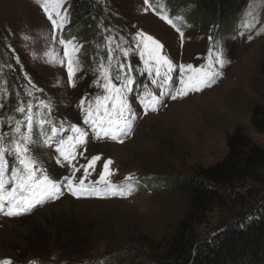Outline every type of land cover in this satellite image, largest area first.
I'll list each match as a JSON object with an SVG mask.
<instances>
[{
	"label": "rangeland",
	"instance_id": "1",
	"mask_svg": "<svg viewBox=\"0 0 264 264\" xmlns=\"http://www.w3.org/2000/svg\"><path fill=\"white\" fill-rule=\"evenodd\" d=\"M69 2L64 0L60 5L57 0H0V27L4 34V44L0 46V78L4 74L14 75L15 83L12 99L5 91L4 81L0 80V132H9L10 125L23 121L25 115L31 114L34 120L41 111L47 115V110L39 107L41 101L51 103V119L55 124L63 122L68 127L70 122L79 121L81 127L90 131L83 124L79 102L86 98L87 103L96 95H103V89L94 83L98 76L94 70L100 62L107 63L110 49L120 58L116 47L120 44L134 49L127 59L121 58V62L131 68L129 74L135 81L127 96L137 118L132 121L129 134L121 138L122 142L108 138L98 140L90 133L86 146L79 149L84 155H78L73 161L80 168L92 156L100 157L94 169L89 170L86 185L99 179L107 160L112 161L109 165L112 175L106 179L120 186L193 176L225 155L226 139L236 128L264 148V132L256 131L251 125L253 109L264 108V0H249L240 12L237 26L218 32L211 27L196 26L186 15L169 8L164 0H149V5L144 0H98L118 22L104 32V47H96V54H86L85 45L75 40L82 47L78 53H71L73 60H79V70L72 84L67 79V61L60 65L64 57L63 47L58 42L61 37L65 39L64 35L71 29L70 21L67 18L53 40L52 25L43 10V5L47 4L55 17L57 10L61 14L67 12ZM161 15L175 22L183 38L160 18ZM246 22H251V29L243 27ZM138 32L151 35L164 45L163 54L173 61V76L177 78L180 64H192L194 68L205 66L222 45L226 61L219 69L222 75L211 87L190 92L183 98L163 97L156 111L149 110L145 114L139 101V94L145 91L143 85L157 95L159 89L143 72V62L133 44ZM115 71L113 69V74ZM176 86H179L178 79ZM29 102L33 104L31 113L16 111ZM32 134L33 147L43 167L60 180L62 194L58 199H45L18 216L8 217L0 212V259H10L12 264L146 261L158 252L164 238L173 233L177 222L186 214L187 195L165 188L148 191L134 186L135 190L126 197L72 196L63 180L65 175H71V168L65 169L56 163L54 147H37L42 137L35 123ZM7 159L11 167L14 158ZM76 175L83 176V170ZM128 176L133 179L125 180ZM95 186L106 187L104 184ZM261 190L255 198L258 202L264 199V186ZM248 199L250 197L245 196L239 203ZM256 201L243 207H250ZM221 215L218 210L209 215L206 224L199 228V234L209 237L216 232ZM5 218L12 222L4 223Z\"/></svg>",
	"mask_w": 264,
	"mask_h": 264
},
{
	"label": "snow or ice",
	"instance_id": "2",
	"mask_svg": "<svg viewBox=\"0 0 264 264\" xmlns=\"http://www.w3.org/2000/svg\"><path fill=\"white\" fill-rule=\"evenodd\" d=\"M57 3L62 5L64 0H57ZM144 3L149 5V0H144ZM43 10L51 22L52 39L55 40V33L62 30L67 22V12L65 10L61 14L60 10H57L54 17L47 4L43 5ZM160 18L175 28L183 38V32L171 18L167 15H161ZM252 26L251 22H246L243 25L246 29H251ZM240 34L243 35V33ZM209 39L211 41L212 37ZM58 42L63 47L64 57V60L60 61V65L63 66L65 60L67 61V79L68 83L72 84L73 78L79 70V60H73L71 53H78L82 46L77 45L74 37L68 40L61 37ZM133 44L135 50L139 51L140 60L143 62V72L148 74L151 83L159 89L157 95L148 89L147 85H143L145 91L139 94V101L145 114L149 110L156 111L165 96L176 100L187 96L190 92H199L205 87H211L222 75L219 69H222L226 63L221 45V50L217 51L214 58L205 66L194 68L192 64H180L177 78L173 76L174 63L167 55L163 54L164 45L159 40L151 35L138 32L133 37ZM116 47L121 53V57H115L110 49L107 53V63L100 62L94 70L98 73L94 83L98 88L103 89V95L98 94L93 99L87 100V103L86 98H82L78 105L83 124L87 125L90 131L81 127L79 121L70 122L68 127H65L63 122L59 125L55 124L51 119V103L41 101L39 107L42 110L46 109L47 115L41 111L35 120L31 114L25 115L23 121L17 120L15 126L10 125L9 132H0V212H3V215L8 217L21 215L36 205L42 204L45 199H58L62 194L60 180L43 167L41 158L33 147L34 123L38 126L39 134L42 137L37 147H54L56 163L65 169L71 168V175H65L63 180L67 182L65 186L72 196L77 198L85 195L100 198L117 195L126 197L135 190L131 184L120 186L106 179L107 176L112 175L109 170L111 160L104 161V171L99 174V179L94 183L89 182L88 185L85 184V180L90 174L89 170L94 169L96 161L100 160V157L92 156L87 164L81 165L80 168L73 164L78 155H84L79 149L81 146H86L91 135H94L98 140L108 138L122 142L121 138L129 134L132 121L137 118L127 96L135 81L129 74L131 68L121 62V58L127 59L134 49L133 47L125 48L120 44ZM212 51L210 48V56ZM146 56L147 59H145ZM114 61L115 63H113ZM113 69H116L115 74H113ZM26 79L29 84H32L30 78L26 77ZM177 79L179 86H176ZM114 81H119V83ZM32 87L36 86L32 84ZM27 95H32V92H27ZM32 108L33 104L29 102L26 106H19L16 111L22 114L25 111L31 113ZM22 128L27 130H22ZM8 138H10L9 143L5 144L4 141ZM7 157L14 158L11 167ZM81 169L83 176L77 177L76 174ZM131 179H133L131 176L125 177V180ZM76 180L78 183H74ZM99 184H104L106 187L104 189L97 188L95 185ZM0 264H12V261L7 258L0 259Z\"/></svg>",
	"mask_w": 264,
	"mask_h": 264
},
{
	"label": "trees",
	"instance_id": "3",
	"mask_svg": "<svg viewBox=\"0 0 264 264\" xmlns=\"http://www.w3.org/2000/svg\"><path fill=\"white\" fill-rule=\"evenodd\" d=\"M248 2L164 0L169 8L186 15L196 26L211 27L216 32L226 27L234 29ZM67 12L71 29L64 35L65 39L74 37L77 43L85 45L86 54L90 55L96 54V47H104V32L118 22L98 0H70ZM3 44L0 27V46ZM0 80L4 81L8 96L14 99V75L4 74ZM251 125L256 131L264 132L263 107L253 109ZM131 185L148 191L165 188L183 193L189 198V206L158 252L146 261L132 260L125 264H264V199L255 200L264 186V148L253 143L240 128L228 135L225 155L195 175ZM245 196L250 199L239 203ZM253 201L256 202L252 206L243 207ZM217 210L222 213L220 228L209 237L201 236L199 228Z\"/></svg>",
	"mask_w": 264,
	"mask_h": 264
},
{
	"label": "bare ground",
	"instance_id": "4",
	"mask_svg": "<svg viewBox=\"0 0 264 264\" xmlns=\"http://www.w3.org/2000/svg\"><path fill=\"white\" fill-rule=\"evenodd\" d=\"M1 222H2V221H1ZM3 222H4V223H11L12 221H10L9 219H6V218H5V219L3 220ZM3 222H2V223H3Z\"/></svg>",
	"mask_w": 264,
	"mask_h": 264
}]
</instances>
